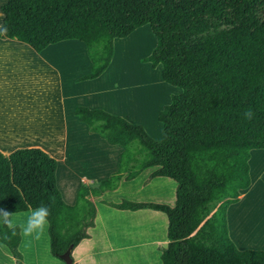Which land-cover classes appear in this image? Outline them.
<instances>
[{
	"label": "trees",
	"instance_id": "16d2710c",
	"mask_svg": "<svg viewBox=\"0 0 264 264\" xmlns=\"http://www.w3.org/2000/svg\"><path fill=\"white\" fill-rule=\"evenodd\" d=\"M0 10L1 25L7 27L0 39L23 43L36 53L65 41L81 42L91 68L76 82L100 77L112 61L115 41L149 26L155 46L141 63L161 66L163 82L180 90L158 112L160 141L123 117L75 107L74 116L89 133L123 150L118 169L91 187L81 186L74 205L63 201L57 162L46 152H0V208L15 214L26 212L29 205L47 206L50 253L64 264L61 255L88 239L87 230L94 226L96 209L90 197L114 191L121 180L131 181L155 167L150 179L166 177L176 184L173 206L127 200L107 205L166 215L167 244L157 248L162 264H264V250L237 249L227 225L228 208L251 185V152L264 150V0H5ZM0 51L5 52L1 45ZM21 75L14 77L19 87L28 82ZM7 90L8 84L0 94ZM23 92L15 96L20 101L1 100L0 108L9 105L21 113L30 98ZM40 106L35 115L18 120L24 135L17 139L23 143H51L39 140L51 121L38 112ZM245 111L254 113L251 120L244 118ZM0 125V149L7 153L19 144H7L8 127ZM5 232L0 227V242L21 264V236L8 232L9 239L3 241Z\"/></svg>",
	"mask_w": 264,
	"mask_h": 264
},
{
	"label": "crops",
	"instance_id": "0c3cea01",
	"mask_svg": "<svg viewBox=\"0 0 264 264\" xmlns=\"http://www.w3.org/2000/svg\"><path fill=\"white\" fill-rule=\"evenodd\" d=\"M4 3L5 0H3V4ZM136 31L131 33L127 38L131 37ZM121 40L115 41L114 53L116 43ZM65 43L79 44L82 48H85L79 41H65L51 45L42 52L36 53L23 43L15 40L0 39V45L3 47V50H5L4 60H7L6 58L10 60L9 55H12L14 60L18 62L16 64V69L18 71L22 70L23 75H26L25 78L27 80L29 79V81L26 82L27 87L24 90V93L30 96V98H32L33 92H36L37 96H39V94H41V96L45 95V101H43L41 107L48 108L50 112H54V114L43 116L44 120L51 116V121L49 126L42 129L41 132H43V134L41 138H39L40 141H51L48 146L44 144H30L10 150L7 153L0 149V152L5 156H8L17 149L39 148L54 158L57 162V188L65 204L71 206L74 205L77 191L81 186L91 187L100 181L109 178V176L118 169L119 154L123 150L120 146L108 145L97 134L89 133L87 126L79 122L77 117L74 116L73 112L75 107L82 106L91 110L102 109L113 115L123 117L126 120H132L134 123L141 124V122H137L135 118L130 117L128 111H126L125 108H122L121 103H119V94L122 90V88L119 87V84L107 85L109 79L108 72L111 68V63L108 69L100 77L93 80L76 82L81 76L90 72L91 62L89 61L87 54L83 52L84 61L80 59L76 60L77 62L72 61L69 63L71 65H68L67 68L59 67L55 62H48L46 64V74L43 76V79H41V74H43L41 66L43 64L38 63L41 61L43 54L47 50ZM18 46H22L28 50L25 55L21 53ZM3 61L0 62V78L5 74L8 75V73L5 72L6 65L4 66ZM47 76H49L50 79H47ZM163 84L164 86H169L171 88V91L169 92L171 95L180 92L179 89H175L174 87L173 89L172 86L165 82ZM92 101H95L96 104H91L90 102ZM169 103L170 100L168 101V104ZM24 104V114H20V118L28 119V114L35 115L36 112L33 113V110H29V107H26L27 103ZM41 114L43 115V113ZM159 128L160 133L158 136H152L150 134V136L156 141H160L163 134L161 124L159 125ZM250 160L249 174L251 185L245 192L241 193L239 201L244 199L247 195H250L252 190L254 192L256 186L260 185L264 187V165L260 168L259 175L254 178L251 172ZM155 169V167L145 169L139 174V176L131 181L121 180L119 187L114 191H106L96 198L90 197V200L93 202L96 209L94 226L87 230L89 238L82 240L71 251L73 264H110L114 261H119V263L123 262L124 264H132L134 260L138 261L139 258H141V256L138 255V246H133V243L137 240L134 236L137 235V231L138 233L140 231V225H135L137 224V221H139L136 218L147 219L148 217L150 224L147 225L150 227L152 226V233H154L152 236L153 241L148 245H143L142 248L146 246V248L151 247L154 250L156 249L152 254L157 263L162 264L160 260V252L157 248L165 247L167 244L166 233L168 221L166 215L162 212L151 209H139L135 211L118 210L104 204V202L120 204L126 199L127 201L134 203L152 202L173 206L175 202L176 184L173 180L166 177H155L150 179L149 177ZM166 185H169V187L166 188ZM158 186H163V190L159 192L162 193L163 196H166V198L154 196L155 193H159L155 190L158 189ZM230 207L227 210V225L228 234H230L229 237L234 243V230L229 225L228 214ZM24 213L25 212H20L16 216L17 224H22L24 222L22 220L26 219ZM134 219L135 221H133ZM147 225L144 224L143 228H150ZM160 233L162 234V239L158 240L156 237H158L157 235ZM43 236L45 237V245L43 248H45L48 254V250L50 249L47 228ZM39 242L40 240L21 237L18 249L19 251L22 250V243L26 246L29 243V248L32 249V259L30 264H48L49 262V264H60L57 262V259H52L49 256L48 259L44 258L42 262L38 260L40 255L35 253L34 249L36 248L35 245ZM122 245L124 247H126V245L129 247H127L125 251ZM256 246L257 247H248L246 249L239 248V250H264V247H259V245ZM134 250L137 255L134 254ZM2 251L4 255L2 254ZM2 251H0V259L2 258L3 260H0V264H13L9 250L6 249ZM135 255L136 258L134 259ZM24 264H27L26 260L24 261Z\"/></svg>",
	"mask_w": 264,
	"mask_h": 264
},
{
	"label": "rangeland",
	"instance_id": "374dc122",
	"mask_svg": "<svg viewBox=\"0 0 264 264\" xmlns=\"http://www.w3.org/2000/svg\"><path fill=\"white\" fill-rule=\"evenodd\" d=\"M2 1L3 0H0V7L3 4ZM3 19L4 17H1L0 14V24L3 21ZM154 40L155 39L151 33L150 27L144 26L139 28L131 37L118 41L116 43L115 53L111 61V68L108 72L109 79L107 85L119 84V87L122 88L119 94V103H121L122 108H125V110L128 111V115L130 117L135 118L137 122L140 121L141 124L140 123L139 124L145 129V131L149 135L151 134L152 136H158L160 133V128H159L160 124L157 121V112L168 104V101L170 100L171 97V94L169 93L171 91V88L169 86H164L163 84L164 82L161 78V66H158L157 68L153 69L150 66L151 65L150 63H141L142 59L146 58L151 54L155 45ZM83 52L86 54V49L82 48V46H80L79 44L65 43L47 50L43 54L41 59L44 60L46 63L55 62L56 65H58L59 67L67 68L68 65L69 66L71 65L69 63H71L72 61H76L79 59L84 61ZM4 54L5 53L0 54V62L4 60ZM9 58L10 60L6 58L7 60H4L3 62H4V66L6 65L5 72H7L8 75L10 76L5 74L2 78H0V88L8 84V87L10 89L5 91L4 95L0 94V101L4 99V103L7 104L10 101H19L18 96L16 99L15 96L17 94L20 95V92L22 90H25L27 87V84L23 86L22 83H18L20 87L14 84V80L16 82V79L14 77L23 74V72L22 70L18 71L16 69L17 68L16 64L18 62L14 60V57L12 55H9ZM41 69H43V74L45 76L47 66L43 64L41 66ZM43 74H41V76ZM23 77H26V75L24 74ZM47 79H50V77L47 76ZM11 91H13L14 93ZM43 101L44 100H40L36 92H33L32 98H28V102H29L28 104L30 106L28 105L27 107H29L28 108L29 110H33L34 112L35 110H37L36 106L42 105ZM90 103L93 105L96 104L95 101H92ZM10 107L11 106L8 105L6 107L0 108V124L5 123L6 126L8 127L7 129H5L7 133L4 134L5 136L4 138H6L7 144L12 145L13 142L18 140L17 138H21L20 134L24 135L23 128H19L18 125V120L21 117L20 114L22 115L24 114L23 113L24 107L21 113L20 110L16 109V106H13L16 110L11 109ZM40 108L41 109H39L38 112L43 113V116L54 114V112L53 111L50 112L48 108H43L41 106ZM13 114H15V117H13L12 119L11 115ZM20 119H24V118H20ZM128 121L132 122V120H128ZM0 127L3 128L2 125H0ZM21 129L22 132H20ZM24 139L26 140V138ZM49 143L43 142V144L46 146H48ZM32 144L36 145V142H32ZM39 144L42 145L41 143ZM17 145L18 146L13 148L16 149L18 147L26 146L29 144L23 143V140H18ZM250 164H251L252 176L256 178L259 175L260 168L264 165V151H253L251 154ZM162 187L163 186H158V189L155 190L159 192L163 190ZM167 187H169V185H166V188ZM125 193H129V192H125ZM154 196L166 198V196H163L162 193L160 192L155 193ZM104 204L106 206H109L107 205L109 204L108 202H104ZM111 204H115V203H111ZM109 207L114 208L112 206ZM228 216H229V225L234 230L233 232L234 245L238 249L257 247L256 245H259V247H264V187L260 185L256 186L254 188V192L252 190L250 195H247L244 199L240 200L238 203L231 206ZM148 218L147 219L136 218L139 221H137V224L135 225H140V231L139 233L137 231V235L134 236V238H136L137 240L136 242L134 241L135 243H133V246L134 247L138 246V255H140L141 258H139L138 261L134 260L132 264H158L157 261L155 260V257L152 254L153 252L156 251V249L154 250L151 247L146 248V246L142 248L143 245H148L153 241L152 236L154 233H152V226L150 227L149 225H147L150 224ZM133 221H135V219ZM144 224H146L150 228L146 227V229H144L143 228ZM157 236L158 237L156 238L158 240L162 239L161 233ZM44 245H45V237L42 236L40 242L37 245H35L36 248L34 249V252L40 255L38 260L42 262L44 258L48 259V256L52 259H55L51 255L50 250H48V254H47L45 248H43ZM21 246H22V250L19 251L22 258L21 264H24L25 260L27 264H30V261L32 259V249L29 248V243L27 246L24 243H22ZM127 247L129 246L127 245L126 247L123 246V249L126 251ZM135 250H134V254H136ZM2 254L4 255L3 251ZM136 255L134 256V259L136 258ZM11 259L13 261V264H16V260L12 255H11ZM0 260L3 259L1 258ZM57 262L63 264L59 260H57ZM4 264H8V263H4ZM110 264H124V263L123 262L119 263V261H114L111 262Z\"/></svg>",
	"mask_w": 264,
	"mask_h": 264
},
{
	"label": "clouds",
	"instance_id": "9594fccd",
	"mask_svg": "<svg viewBox=\"0 0 264 264\" xmlns=\"http://www.w3.org/2000/svg\"><path fill=\"white\" fill-rule=\"evenodd\" d=\"M7 33V27L0 25V35ZM254 113L251 111H245L243 116L247 120L253 118ZM15 214L10 213L4 208H0V227L7 229V232L3 235V241L9 239L8 232L12 236L19 234L22 238H32L40 240L45 233L47 226L49 225L50 209L45 205L33 208L28 206V210L24 213L26 219L22 224H17ZM19 229V232L17 231ZM7 244L0 242V250H6ZM71 255V254H70Z\"/></svg>",
	"mask_w": 264,
	"mask_h": 264
},
{
	"label": "water",
	"instance_id": "95a60500",
	"mask_svg": "<svg viewBox=\"0 0 264 264\" xmlns=\"http://www.w3.org/2000/svg\"><path fill=\"white\" fill-rule=\"evenodd\" d=\"M71 251H72V247H69L66 252L61 255V260L64 262V264H72L73 260L71 258Z\"/></svg>",
	"mask_w": 264,
	"mask_h": 264
}]
</instances>
